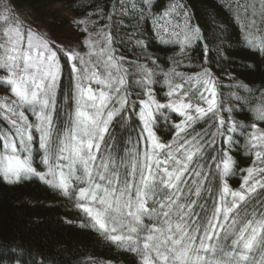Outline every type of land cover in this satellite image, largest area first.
<instances>
[{
  "label": "snow or ice",
  "instance_id": "1",
  "mask_svg": "<svg viewBox=\"0 0 264 264\" xmlns=\"http://www.w3.org/2000/svg\"><path fill=\"white\" fill-rule=\"evenodd\" d=\"M226 2L238 42L264 58V0ZM68 6L76 35L57 42L0 0V183L36 179L73 200L81 227L138 264H264V85L237 80L185 0ZM150 42L172 49L166 65Z\"/></svg>",
  "mask_w": 264,
  "mask_h": 264
},
{
  "label": "trees",
  "instance_id": "2",
  "mask_svg": "<svg viewBox=\"0 0 264 264\" xmlns=\"http://www.w3.org/2000/svg\"><path fill=\"white\" fill-rule=\"evenodd\" d=\"M19 9L29 10L33 16L50 25L56 22L51 6L64 3L72 16L80 15L72 7L73 0H16ZM101 0H97L100 3ZM187 10L205 30L210 46L223 44L232 63L225 67L237 80L253 87L264 85V58L254 54L239 43L240 28L228 11L226 0H185ZM223 29V31H221ZM148 35H151L149 30ZM130 47V45L128 46ZM215 50V48H214ZM125 55L127 51L121 49ZM150 55L158 56L166 65L172 49L150 42ZM199 54V53H197ZM68 82L65 75L64 83ZM228 83L227 80L224 81ZM157 97L163 101V89L157 88ZM238 120L251 122L250 114H238ZM178 117L172 116L171 120ZM138 130V125H134ZM264 127V125H262ZM199 130V128L197 129ZM157 134L165 142L171 139V129L163 122ZM118 138L136 137V131L116 130ZM232 155L240 169H245L252 159L243 147L244 140L237 137ZM240 173L229 180L238 188ZM83 213L59 192L33 179L16 186L0 183V264H138V258L122 248L110 244L95 231L81 227Z\"/></svg>",
  "mask_w": 264,
  "mask_h": 264
},
{
  "label": "rangeland",
  "instance_id": "3",
  "mask_svg": "<svg viewBox=\"0 0 264 264\" xmlns=\"http://www.w3.org/2000/svg\"><path fill=\"white\" fill-rule=\"evenodd\" d=\"M50 9L54 12V16L57 19L53 25L43 24L42 20L38 19L37 17L35 18L33 14L27 9H19V11L21 15L31 17L34 21H38L40 28L42 30H47L50 36L56 39L57 42L74 39L76 33L73 31V26L68 19L72 16L70 10L62 2L54 4ZM3 91L4 89L0 88V94H2Z\"/></svg>",
  "mask_w": 264,
  "mask_h": 264
}]
</instances>
